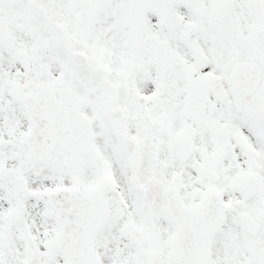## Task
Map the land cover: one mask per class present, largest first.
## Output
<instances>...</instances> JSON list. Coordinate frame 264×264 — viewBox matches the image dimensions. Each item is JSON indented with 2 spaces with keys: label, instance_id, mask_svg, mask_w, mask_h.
<instances>
[{
  "label": "snow or ice",
  "instance_id": "6c2138e0",
  "mask_svg": "<svg viewBox=\"0 0 264 264\" xmlns=\"http://www.w3.org/2000/svg\"><path fill=\"white\" fill-rule=\"evenodd\" d=\"M0 264H264V0H0Z\"/></svg>",
  "mask_w": 264,
  "mask_h": 264
}]
</instances>
